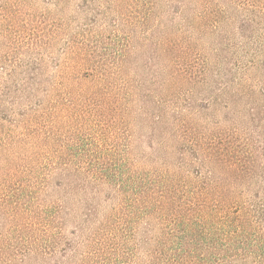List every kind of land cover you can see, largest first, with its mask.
Masks as SVG:
<instances>
[{
    "label": "trees",
    "instance_id": "trees-1",
    "mask_svg": "<svg viewBox=\"0 0 264 264\" xmlns=\"http://www.w3.org/2000/svg\"><path fill=\"white\" fill-rule=\"evenodd\" d=\"M0 264H264V0H0Z\"/></svg>",
    "mask_w": 264,
    "mask_h": 264
}]
</instances>
